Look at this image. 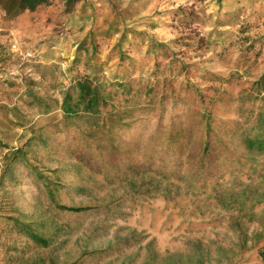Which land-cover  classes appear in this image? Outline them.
<instances>
[{
  "label": "rangeland",
  "instance_id": "obj_1",
  "mask_svg": "<svg viewBox=\"0 0 264 264\" xmlns=\"http://www.w3.org/2000/svg\"><path fill=\"white\" fill-rule=\"evenodd\" d=\"M263 76L264 0L0 9V264H262Z\"/></svg>",
  "mask_w": 264,
  "mask_h": 264
},
{
  "label": "trees",
  "instance_id": "obj_2",
  "mask_svg": "<svg viewBox=\"0 0 264 264\" xmlns=\"http://www.w3.org/2000/svg\"><path fill=\"white\" fill-rule=\"evenodd\" d=\"M52 0H0V9L9 17H17L20 14L30 11L34 12L39 7L49 5ZM67 5L71 6L80 0H64ZM264 83V76L258 83L261 85ZM79 89V101L84 105V111L86 113H91L93 111L99 110L102 105L106 104L105 99H102L99 90L97 88H93L88 82H79L77 85ZM63 112L65 116L72 117L78 114V109L72 107L70 105V98H67L63 105ZM247 146L249 149H258L260 152H264V139L263 138H255L248 139ZM62 210H68L72 212H81L85 209H68L65 207H61ZM15 224L21 227L19 230L24 232L30 239L38 244H44L47 246L48 241L43 240L33 229L28 226H24L19 223V221H15ZM259 257L264 264V246L259 251ZM198 264H201L199 261Z\"/></svg>",
  "mask_w": 264,
  "mask_h": 264
}]
</instances>
